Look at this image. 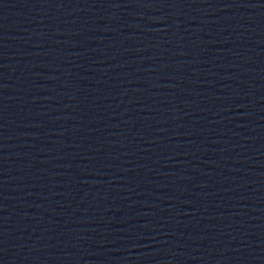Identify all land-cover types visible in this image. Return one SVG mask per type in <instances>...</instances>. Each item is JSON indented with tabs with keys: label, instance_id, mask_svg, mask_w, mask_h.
Listing matches in <instances>:
<instances>
[{
	"label": "water",
	"instance_id": "obj_1",
	"mask_svg": "<svg viewBox=\"0 0 264 264\" xmlns=\"http://www.w3.org/2000/svg\"><path fill=\"white\" fill-rule=\"evenodd\" d=\"M264 174V0H0V264H240Z\"/></svg>",
	"mask_w": 264,
	"mask_h": 264
}]
</instances>
